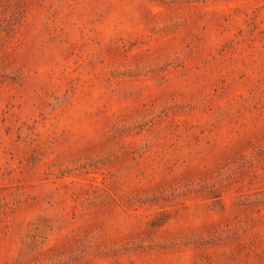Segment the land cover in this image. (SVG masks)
<instances>
[{
	"label": "rangeland",
	"instance_id": "374dc122",
	"mask_svg": "<svg viewBox=\"0 0 264 264\" xmlns=\"http://www.w3.org/2000/svg\"><path fill=\"white\" fill-rule=\"evenodd\" d=\"M0 264H264V0H0Z\"/></svg>",
	"mask_w": 264,
	"mask_h": 264
}]
</instances>
